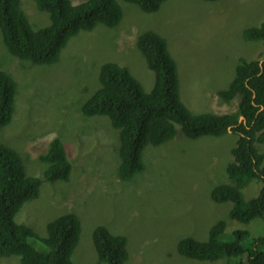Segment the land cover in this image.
Instances as JSON below:
<instances>
[{
  "label": "rangeland",
  "instance_id": "obj_1",
  "mask_svg": "<svg viewBox=\"0 0 264 264\" xmlns=\"http://www.w3.org/2000/svg\"><path fill=\"white\" fill-rule=\"evenodd\" d=\"M21 2L34 30L49 25L35 0ZM120 6L123 16L116 28L80 32L49 65L13 57L0 34V70L16 83L13 116L0 127V142L19 153L28 176L42 178L48 164L41 157L55 139L72 164L66 182L42 180L39 197L26 202L15 220L45 237L47 223L75 214L81 228L75 264L97 263L92 232L98 226L127 239L125 264H207L180 256L176 243L186 237L205 241L211 225L226 220L229 206L213 203L209 194L228 182L225 170L236 136L192 140L178 130L173 140L148 146L144 171L122 181L117 130L106 117L84 116L81 106L98 89L99 69L107 61L127 67L145 92L152 89L154 74L135 47L138 33L149 30L166 40L177 65L181 101L192 113H235L238 97L224 102L217 93L228 89L240 60L264 58V43L244 38L264 20V0H166L151 14L131 3ZM259 151L264 153V145ZM261 187L260 181H250L243 197H254ZM236 228L264 236L259 219L247 225L227 221L228 231ZM0 264L19 260L0 258Z\"/></svg>",
  "mask_w": 264,
  "mask_h": 264
},
{
  "label": "trees",
  "instance_id": "obj_2",
  "mask_svg": "<svg viewBox=\"0 0 264 264\" xmlns=\"http://www.w3.org/2000/svg\"><path fill=\"white\" fill-rule=\"evenodd\" d=\"M166 0H35L39 11L49 16V25L34 30L22 9L21 0H0V34L10 55L35 65L55 63L70 39L97 26L116 28L123 12L120 2L131 3L151 14ZM209 2L219 0H204ZM244 33L246 40L264 43V20ZM135 47L154 74V85L145 92L127 67L104 62L99 69L98 89L82 104L86 117L109 119L118 132V177L130 181L145 169L143 155L148 146L157 147L174 139L178 130L189 139L236 136L227 164V183L216 185L209 198L229 206L226 220L208 230L205 241L191 237L176 243V252L187 259L216 264H264V236L247 230H227V221L247 225L264 222V58L240 60L228 89L217 96L224 102L237 101L235 113L217 115L192 113L181 101L176 64L166 40L154 31L139 32ZM15 80L0 70V127L13 116ZM239 117H242L239 120ZM48 164L42 178L26 175L22 157L0 142V258L15 256L19 264H75L73 252L79 243L80 222L73 213L59 216L46 225V236L38 237L15 218L26 202L39 197L42 180L66 182L72 164L59 139L53 140L41 157ZM252 180L262 183L249 199L242 189ZM96 264H125L127 239L98 226L92 232ZM184 264V263H180Z\"/></svg>",
  "mask_w": 264,
  "mask_h": 264
},
{
  "label": "clouds",
  "instance_id": "obj_3",
  "mask_svg": "<svg viewBox=\"0 0 264 264\" xmlns=\"http://www.w3.org/2000/svg\"><path fill=\"white\" fill-rule=\"evenodd\" d=\"M259 148V147H258ZM260 152V151H259ZM260 153H263V152H260ZM253 181V180H252ZM253 237H258V236H253Z\"/></svg>",
  "mask_w": 264,
  "mask_h": 264
},
{
  "label": "water",
  "instance_id": "obj_4",
  "mask_svg": "<svg viewBox=\"0 0 264 264\" xmlns=\"http://www.w3.org/2000/svg\"><path fill=\"white\" fill-rule=\"evenodd\" d=\"M242 119V117H239V120H241Z\"/></svg>",
  "mask_w": 264,
  "mask_h": 264
},
{
  "label": "bare ground",
  "instance_id": "obj_5",
  "mask_svg": "<svg viewBox=\"0 0 264 264\" xmlns=\"http://www.w3.org/2000/svg\"><path fill=\"white\" fill-rule=\"evenodd\" d=\"M261 25V24H260ZM235 78V77H234ZM229 84V83H228ZM238 99H240V98H238ZM237 101H239V100H237Z\"/></svg>",
  "mask_w": 264,
  "mask_h": 264
}]
</instances>
